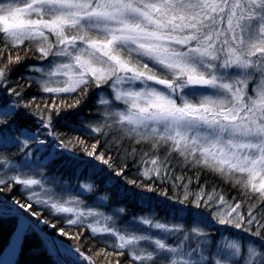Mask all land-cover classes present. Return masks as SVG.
I'll use <instances>...</instances> for the list:
<instances>
[{"label":"snow or ice","instance_id":"obj_1","mask_svg":"<svg viewBox=\"0 0 264 264\" xmlns=\"http://www.w3.org/2000/svg\"><path fill=\"white\" fill-rule=\"evenodd\" d=\"M5 224L0 264H264V0H0Z\"/></svg>","mask_w":264,"mask_h":264},{"label":"trees","instance_id":"obj_2","mask_svg":"<svg viewBox=\"0 0 264 264\" xmlns=\"http://www.w3.org/2000/svg\"><path fill=\"white\" fill-rule=\"evenodd\" d=\"M85 111H87V109H85ZM133 173H135V169H133ZM189 175H194V173H188ZM203 179L201 180V183L204 182V179H207L209 181H213L215 180L214 177L209 176L208 174H202ZM130 178H134V176H131ZM216 183H219V181L217 180ZM227 187V186H225ZM232 195H235L236 192L232 191L231 193ZM105 211H108L109 209H104ZM129 210H131V206H129ZM10 225L5 224L4 225V230L0 231V248H2L3 246H5L7 240L10 238ZM53 234L58 235L61 239L66 240L67 242L71 243L70 240H68L67 237H62L60 236L57 232L51 231ZM34 244V241L30 242V246L25 248L24 254L22 256V264H51V260L50 258H48L47 254L41 252L39 255L34 254L33 251L31 250V245Z\"/></svg>","mask_w":264,"mask_h":264},{"label":"water","instance_id":"obj_3","mask_svg":"<svg viewBox=\"0 0 264 264\" xmlns=\"http://www.w3.org/2000/svg\"><path fill=\"white\" fill-rule=\"evenodd\" d=\"M49 235H52V236H54V237H56L57 239H60V238H58L57 236H55L53 233H51V232H49Z\"/></svg>","mask_w":264,"mask_h":264},{"label":"rangeland","instance_id":"obj_4","mask_svg":"<svg viewBox=\"0 0 264 264\" xmlns=\"http://www.w3.org/2000/svg\"><path fill=\"white\" fill-rule=\"evenodd\" d=\"M64 241H66V240H64ZM67 242V241H66ZM67 243H69V242H67ZM48 258H50V260H51V257H49V256H47Z\"/></svg>","mask_w":264,"mask_h":264}]
</instances>
